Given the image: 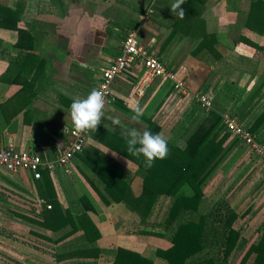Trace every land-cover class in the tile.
<instances>
[{"label":"crops","instance_id":"crops-1","mask_svg":"<svg viewBox=\"0 0 264 264\" xmlns=\"http://www.w3.org/2000/svg\"><path fill=\"white\" fill-rule=\"evenodd\" d=\"M23 1L26 2H20L19 25L29 30L33 38L23 34L20 39L18 30L0 27V75L12 67L14 70V64L19 71L25 59L18 80L10 72L7 78L14 81L0 79V148L14 143L40 154L44 161H55L56 147L65 138L66 128L73 125L70 104L96 88L102 69L118 55L130 30L136 31L140 42L151 53H157L169 69L182 76L186 92L176 91L170 81L162 83L157 78H149L143 64H135L122 74L126 79L113 85L117 104L106 109L97 130L90 131L86 148L74 160L75 172L69 175L59 167L42 168V171L47 169L45 178L51 181L63 208L74 212L91 208L88 213L100 235L94 244L98 250L90 256L71 255L72 248L66 251L64 245L75 240V235L59 239L60 232L26 218L31 215L25 211L30 207L27 203L36 207L34 202L41 197L36 184L39 179H34L26 170L0 169V264H77L79 261L113 264L119 248L138 252L154 264H168L157 255V250L171 245V234L161 237L146 233L155 221V216L152 217L155 212L152 209L157 208L155 203L148 216H140L141 223H148L147 227L136 228L132 233L122 231L126 224H136L138 210L148 208V200L141 202L142 205L137 201L141 199L136 192L146 189L136 190V186L143 187V182L136 175L139 167L136 156L127 153L122 133L132 128L142 132L148 124L147 118L152 117L168 143L184 149L187 136L197 126L188 114L196 93L204 92L212 101L219 95L224 107H233L235 115L243 113V121L252 125L264 111V8L258 6L253 11L252 3L256 0L196 1L192 19L176 26L177 17L170 11L174 0H36L37 4L35 0ZM30 1L34 2L33 9L28 8ZM8 5L18 7L17 3ZM105 19L106 28L103 27ZM124 24L127 32L115 50L112 40ZM90 47L98 48V52L91 56L94 50L87 51L92 50ZM98 62L102 64L101 72L84 76L87 81L73 69L75 64L92 69ZM29 80L32 84L23 87L22 81ZM78 81L89 83L85 88L87 93L82 92ZM121 82L128 83V87ZM137 103L144 109V115L134 121L131 106ZM116 118L120 120L119 125L112 123ZM228 141L224 146L229 148L230 157L223 161L222 169L225 165L240 166V160L246 156L245 148L240 145L235 151ZM243 166L244 172L250 164L243 163ZM111 178L116 179L114 191L122 194L120 201L107 202L103 197V194L109 196L107 181ZM252 186L247 183L246 189ZM185 189L188 191L187 186ZM207 190L204 189L205 195ZM235 205L234 201L231 207ZM237 212L240 214V210ZM243 220L245 216L235 221V226ZM261 222L257 227H261ZM28 223L32 226H27ZM7 227L17 229L19 234L23 228H29L31 235L52 245L55 254L51 259H44L39 258L38 251L26 253L20 246L18 250L12 249L10 239L3 235ZM245 233L242 237L253 241V237L248 238L252 233ZM19 234L12 235L20 239ZM112 242H117V246Z\"/></svg>","mask_w":264,"mask_h":264},{"label":"trees","instance_id":"trees-1","mask_svg":"<svg viewBox=\"0 0 264 264\" xmlns=\"http://www.w3.org/2000/svg\"><path fill=\"white\" fill-rule=\"evenodd\" d=\"M196 1L204 2V0H184L181 7L185 9L186 15L183 19L177 18L178 23L176 26L181 21L192 19L191 14L196 12ZM258 6L264 8V1L256 0L253 2V11ZM20 17L19 7H10L0 0V27L18 30L20 39L23 34L32 37L29 30L20 27ZM257 21L260 23V18ZM246 41L255 45L250 40ZM204 45H207L206 41H204ZM24 64L25 59L20 70ZM20 70L18 71V65L14 64V70L12 67L8 72L2 73L0 79L18 80ZM9 72L14 75V80L7 78ZM31 80H29L30 82L22 81L23 87L32 84L33 80ZM114 104H117V101ZM220 114L218 110H207L199 101L194 102L188 116L190 115L192 118L191 122L192 120L197 122V126L190 132L184 149L168 143V153L170 155L167 156L165 161L156 159L150 168L145 167L143 156L134 157L139 166L136 175L142 178L143 187L146 189L143 192L147 195L139 196L138 199L148 200V208L146 209L153 208L159 195L174 197L163 223L150 224L152 228L159 227L160 229L146 232L149 235L161 237L168 232L171 234L169 238L171 245L157 250V255L164 258L168 264H235L230 262L229 259L242 235V226H235V221L241 216L230 205L227 207L228 209L218 203L210 206L206 201L203 189L206 180L218 169L229 153V148L224 146L229 134L220 136L223 127L225 128ZM236 114L243 121L244 114ZM202 117H204L203 120H201ZM198 118L199 121H197ZM147 122L148 124L142 132L150 131L154 134L160 132V126L152 120V117L147 118ZM247 126L258 140L264 141V111L252 125ZM241 146L243 145L241 144ZM224 168L228 169L229 166L225 165ZM46 172L47 169H43V177L37 180L36 184L41 198L51 204L52 208L49 209L45 206L39 211L33 208L31 215H27L26 218L55 232H60L59 239L75 235L78 246L74 250L77 251L73 253L72 247L70 254L90 256L94 250H98V247L94 244L100 235L97 226L88 213L91 208L85 207L76 212L69 208H63L51 181H49V178H45ZM114 181H116L114 178L107 181L109 196L103 194L107 202L120 201L123 198L122 194L114 191L117 185ZM186 186L188 191L185 189ZM146 224L148 223L146 222ZM253 251H255L256 256L252 264H264V231L258 242L252 244L239 264H246L247 258L250 257ZM113 264L154 263L150 258L144 257L138 252L119 248Z\"/></svg>","mask_w":264,"mask_h":264},{"label":"rangeland","instance_id":"rangeland-1","mask_svg":"<svg viewBox=\"0 0 264 264\" xmlns=\"http://www.w3.org/2000/svg\"><path fill=\"white\" fill-rule=\"evenodd\" d=\"M1 1L5 4H12V5L17 3L18 7L22 3L26 2L23 0H1ZM20 2H22V3H20ZM35 4H37L36 0H35ZM28 8L33 9L34 8V2L31 3V1H30V5ZM106 20L107 19H105L104 24H103L104 28H106V24H108V21H106ZM126 25L127 24H124V26H120L122 28V30L120 31V33L117 34L116 38L112 40V42H114L113 44L115 45V47H113L115 50H117L119 48V41H120V39L124 38V36L127 32V29H126L127 26ZM95 26L98 27L97 25H95ZM100 34L102 35V32H100ZM91 49L92 50H87L90 52L94 50L93 53L91 54V56L94 55L95 52H98V48H91ZM75 62H76V60H75ZM96 62H97V60H96ZM100 64L101 63L98 64L99 66L98 65H95L94 67L92 66L93 67L92 69L91 68H84L80 64H75L73 69L77 70L80 73L81 78L87 81L88 80L87 77L89 74L90 75L96 74L97 72H99L101 70L102 64L101 65ZM84 76H87V77L85 78ZM121 79H126V78L124 77V75L119 76V78L116 79V81L113 84L114 87H115L116 82L118 80H121ZM90 81H92V80H90ZM78 82L77 83L80 85L79 87L83 90L82 92L87 93L85 88L87 87V85H89V83H87V82L81 83V81H78ZM121 83H123L124 86L126 84V87H128L127 86L128 83H126V82H121ZM112 88H113V86H112ZM204 94H205V92H204ZM198 95H199V93H196V96H198ZM197 101H198V99L196 98V100L194 102L196 103ZM210 109H214L216 111L222 110L220 115L223 118V124H224V115L228 112L233 113V111H235L233 109V107L232 108L231 107H229V108L224 107L223 103L221 101V97H219V95L217 97H213L212 107ZM243 122L247 126L248 123H246L245 121H243ZM222 130L223 131H221L220 136L222 137L224 134H229V137L227 138V140H229L228 142L234 146L233 149H235V151H238L239 150L238 146L240 147V145H241L240 141L235 136H233L230 132H228L226 130V128L223 127ZM187 137H189V136H187ZM241 147H243V146H241ZM245 153H246L245 158H244V156L242 157V159L240 160V161H242V162H240L241 165L237 166V167L235 166L236 169L234 166L233 167L230 166L231 168L227 169L228 170V172H227L226 169H222L225 162L221 163V165H219L218 169L208 178V179H212L213 181L210 182V180H206V182L207 181L208 182L207 183L205 182L206 186L204 187V189L208 188V190L206 191V195L208 196V197L206 196V201H208L210 203V206L212 205V203H218L219 205L224 206V208H227L229 205L231 206V204L235 201V204H236L235 210L236 211L240 210L241 217L245 216V220L237 223L238 227L242 226L241 227L242 228V235H244L245 231H246V233H249V232H250V234L252 233L251 236L248 235V238L253 237L254 239L252 238L253 241L249 240V242L245 238H243L244 236L242 237V235H241V237L238 241V244L235 247V249L232 252L230 259H229L230 262L235 263V264H239L241 262V260L245 256V254L251 248L252 244L258 242V240L260 239V237L262 236L263 231H264V218L262 219V217H264V162L256 154L250 152L247 149H245ZM229 157H230V155L228 153L226 159H229ZM243 163H244V165H246V164L248 165V163L250 164L249 169L244 171V172L242 171V170H244V166L241 167L243 165ZM216 175H218V176L215 177ZM136 179H138V177ZM138 183L139 182L137 181L136 185ZM208 183H209V185H207ZM247 183H252L253 186L250 187V189H246ZM139 189L142 190L145 188H143V187L137 188V186H136V190L138 191ZM136 194H137V198L139 196H147L146 193L144 194V192H140V193L136 192ZM173 199H174L173 196H168V195H159L158 196L157 200L155 201L157 208L152 209V211H155V212H152V217L155 216L154 217L155 221H153L154 223H156V224L157 223H163L166 215L168 214L169 207L172 204ZM144 200L145 199H143L141 201L140 200H137V201L142 205ZM27 205L30 207H27L25 209V211L29 214H31V211L33 210V208H35L36 211H39L40 208H42V207H40L38 209L36 207H33L34 205L31 203H27ZM243 212H245V213H243ZM148 213H150V210L145 211L143 208L138 210V213H136L138 215V217H136V224H126L125 226H123L122 231L126 230V232H128V233H132V232H134V230H136V228L140 229L141 227H147L146 222L141 223L140 216L141 215L148 216ZM242 214H244V215H242ZM259 222H261V227L260 226L257 227V224H259ZM27 226H32V225H30L28 223ZM245 228H247V230H245ZM28 229L29 228H23V230L21 229L22 231H20L21 233L19 234L15 231L17 229L13 230L12 228L10 229L7 227V229L4 230L3 235L6 238L10 239L12 249L18 250L17 248H18V246H20V247L25 248L23 250H25L26 253L31 252L32 254H34L36 251H38L39 258H44V259H49L52 254H55L54 250H53L54 247H52V245H50L46 242H43V241L39 240L38 238L34 237L33 235H31V232H29ZM159 229H160L159 227L150 228V230H155V231H157ZM12 234H19L20 239H18L17 237H15ZM76 241L77 240H70L69 244L64 245V248H66V251L69 248L73 247V253H75L77 250H74V249L75 248L77 249V246H78ZM164 241L165 240H163V242ZM112 244L114 246H117L116 245L117 242L116 243L112 242ZM13 246H15V247H13ZM0 250H2V249L0 248ZM3 251H4V249H3ZM235 252H237V254H235ZM12 253H14V251ZM255 256H256V253H255V251H253L251 253L250 257L247 258L246 264H252ZM27 261H29V260H27ZM44 262H45V260H44ZM90 263L91 264H99V261L98 262L97 261L96 262L91 261ZM53 264H54V262H53ZM77 264H86V263H84V262L82 263L79 261Z\"/></svg>","mask_w":264,"mask_h":264},{"label":"built area","instance_id":"built-area-1","mask_svg":"<svg viewBox=\"0 0 264 264\" xmlns=\"http://www.w3.org/2000/svg\"><path fill=\"white\" fill-rule=\"evenodd\" d=\"M142 63L149 78H157L162 83L172 82L176 91L186 92L185 81L177 72L169 69L164 60L157 54L151 53L141 42L138 33L130 30L123 40L120 52L111 58L102 69L101 77L96 85L105 93L104 112L117 101L113 95L112 86L115 79L126 72L135 64ZM201 105L209 110L212 107V99L204 93L196 96ZM224 125L228 132L238 138L245 149L256 154L264 162V141L258 140L248 126L234 113L224 115ZM90 131L78 132L74 126H69L65 131V138L56 147V159L53 162L44 161L42 156L31 150L21 149L14 143L0 148V169L8 172L26 170L32 173L34 179L43 177L42 168L55 169L59 167L67 174L75 172L74 163L78 154L82 153L88 144ZM37 208L52 205L44 198H37L34 202Z\"/></svg>","mask_w":264,"mask_h":264},{"label":"clouds","instance_id":"clouds-1","mask_svg":"<svg viewBox=\"0 0 264 264\" xmlns=\"http://www.w3.org/2000/svg\"><path fill=\"white\" fill-rule=\"evenodd\" d=\"M184 0H174L170 6L173 16L183 19L186 11L183 7ZM105 93L93 88L85 98L73 99L70 104V116L74 128L78 132L96 131L104 116ZM132 120L138 121L144 115V109L137 103L131 106ZM113 124L119 125L118 118L113 119ZM127 143V153L132 156L144 157L147 168L153 166L156 159H163L168 155V141L160 133L150 131L139 132L136 129H125L122 133Z\"/></svg>","mask_w":264,"mask_h":264}]
</instances>
